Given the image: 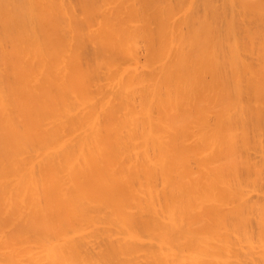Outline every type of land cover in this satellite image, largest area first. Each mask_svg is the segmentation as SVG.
Returning a JSON list of instances; mask_svg holds the SVG:
<instances>
[{"label":"bare ground","instance_id":"1","mask_svg":"<svg viewBox=\"0 0 264 264\" xmlns=\"http://www.w3.org/2000/svg\"><path fill=\"white\" fill-rule=\"evenodd\" d=\"M0 264H264V0H0Z\"/></svg>","mask_w":264,"mask_h":264}]
</instances>
